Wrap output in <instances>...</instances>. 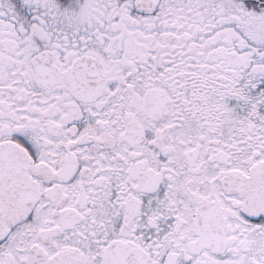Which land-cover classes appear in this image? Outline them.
Segmentation results:
<instances>
[{
    "label": "snow or ice",
    "instance_id": "6c2138e0",
    "mask_svg": "<svg viewBox=\"0 0 264 264\" xmlns=\"http://www.w3.org/2000/svg\"><path fill=\"white\" fill-rule=\"evenodd\" d=\"M0 264H264V0H0Z\"/></svg>",
    "mask_w": 264,
    "mask_h": 264
}]
</instances>
